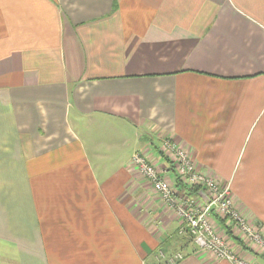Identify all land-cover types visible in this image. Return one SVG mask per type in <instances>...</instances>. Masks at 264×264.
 <instances>
[{"label":"crops","instance_id":"crops-1","mask_svg":"<svg viewBox=\"0 0 264 264\" xmlns=\"http://www.w3.org/2000/svg\"><path fill=\"white\" fill-rule=\"evenodd\" d=\"M163 137L264 233V0H0V264H232L130 165Z\"/></svg>","mask_w":264,"mask_h":264},{"label":"built area","instance_id":"built-area-1","mask_svg":"<svg viewBox=\"0 0 264 264\" xmlns=\"http://www.w3.org/2000/svg\"><path fill=\"white\" fill-rule=\"evenodd\" d=\"M162 146L171 155L173 168L184 183L199 186V193H204L207 197V201L200 204L194 198L183 197L173 183H170L169 178L162 175V170L155 168L148 155L141 151L132 154L130 158L132 167L143 175L178 218L177 234L190 237L194 247L208 252L217 259H226L232 264H250L234 251L227 237L217 233L210 216L215 212L227 216L225 222L232 229L231 231L235 228L237 235L247 244L264 247L262 226L249 224L234 207L229 183H223L201 172L185 150L169 137L162 138ZM185 256L186 253L182 250L166 253L163 248H158L152 253V259L148 264H177Z\"/></svg>","mask_w":264,"mask_h":264},{"label":"rangeland","instance_id":"rangeland-1","mask_svg":"<svg viewBox=\"0 0 264 264\" xmlns=\"http://www.w3.org/2000/svg\"><path fill=\"white\" fill-rule=\"evenodd\" d=\"M93 135L95 136V137H98V136H102L103 134L102 133H93ZM97 140H100V139H97ZM102 141H104V142H106L105 140H102ZM133 147V146H132ZM162 148H163V146H162ZM182 148V147H181ZM185 150V149H184ZM164 152H165V150H163ZM164 152H162V153H164ZM185 152L187 153V156L191 159V157L189 156V153L185 150ZM143 153V152H142ZM146 154V153H145ZM168 154V153H167ZM147 155V154H146ZM164 155H165V153H164ZM169 155V154H168ZM132 156V155H131ZM165 157L167 158V161H170V164H171V166L173 167V163H172V157H171V155L170 156H167V155H165ZM170 157V158H169ZM131 158V157H130ZM151 159V158H150ZM192 160V159H191ZM151 162H152V164L155 166V168L156 169H158V170H162V175L164 176L165 175V178H169V174H167L166 173V171L167 170H164V169H166V167H164V166H160L159 164H155L152 160H150ZM193 161V160H192ZM130 163V165H131V162H129ZM132 166V165H131ZM198 168V167H197ZM205 173V172H204ZM206 174H208V173H206ZM140 175H141V177H143V175L140 173ZM168 175V176H167ZM209 175V174H208ZM210 176H212V175H210ZM213 177V176H212ZM215 178V177H214ZM143 179H144V177H143ZM216 179H218L217 177H216ZM145 180V179H144ZM169 180H170V183H173L174 181H173V177L172 178H169ZM146 181V180H145ZM218 181H221V179H218ZM224 181V180H223ZM235 182L237 181V177L235 178V180H234ZM147 182V181H146ZM225 182V181H224ZM173 186L178 190V192H181L182 194V196L183 197H190V198H194V200L196 201V202H198V204H200L201 202H203V200L199 197V196H195V195H188V194H186V192H185V190H183V189H179L176 185H175V183L173 184ZM153 189V188H152ZM153 191H155L154 189H153ZM155 193L158 195V197H159V199H160V201H162V198H161V196L159 195V193L158 192H156L155 191ZM231 193H232V190H231ZM188 201H190V199H188ZM162 203L163 204H165L164 203V201H162ZM166 205V204H165ZM167 206V205H166ZM234 207L236 208V206L234 205ZM237 209V208H236ZM238 210V209H237ZM239 211V210H238ZM239 213H240V211H239ZM241 214V213H240ZM242 215V214H241ZM243 216V215H242ZM244 217V216H243ZM177 218V217H176ZM228 217L227 216H222V215H220L219 214V212L217 213V212H215V213H212L211 214V216H210V220H211V222L214 224V226H216V229H217V233L220 235V236H222V237H227V238H229L230 237V234L228 235L227 233H226V230H227V228H228V230L230 229V231L232 230L229 226H228V224H226V219H227ZM178 219V218H177ZM214 219L215 220H217L218 222H219V224H220V226H217V224L214 222ZM222 219H224V222L222 221ZM244 219L249 223V224H251V222H249L245 217H244ZM257 224V223H256ZM220 227V228H219ZM232 228H233V226H232ZM221 229H223V230H221ZM234 229V232H236L237 233V231L235 230V228H233ZM233 234V231H231V235ZM227 235V236H226ZM182 236V235H181ZM184 237H186L185 238V243L186 244H189V243H191L193 246H194V244H193V242L191 241V239H190V237H188V236H184ZM195 249H198V248H196L195 247ZM163 250L167 253H169V252H172V251H174V250H167V249H165V248H163ZM176 250V249H175ZM178 250H181V249H178ZM184 252V251H183ZM149 263H150V261H149Z\"/></svg>","mask_w":264,"mask_h":264},{"label":"trees","instance_id":"trees-1","mask_svg":"<svg viewBox=\"0 0 264 264\" xmlns=\"http://www.w3.org/2000/svg\"><path fill=\"white\" fill-rule=\"evenodd\" d=\"M171 171H172V174H173V184L175 183V185L181 190H185L186 194L188 195H195V196H199V192H200V187L197 186V185H190V184H187V183H184L183 179L177 175V173L175 172L174 168L172 166H170L169 168ZM222 221L224 222V219H222ZM226 233L229 235L230 234V237H232L234 240H238L237 237H233L231 235V231L230 229L226 230Z\"/></svg>","mask_w":264,"mask_h":264},{"label":"water","instance_id":"water-1","mask_svg":"<svg viewBox=\"0 0 264 264\" xmlns=\"http://www.w3.org/2000/svg\"><path fill=\"white\" fill-rule=\"evenodd\" d=\"M199 194H200V193H199ZM200 195H201V197H202L204 200L207 201V197H206V195H205L204 193H201Z\"/></svg>","mask_w":264,"mask_h":264}]
</instances>
